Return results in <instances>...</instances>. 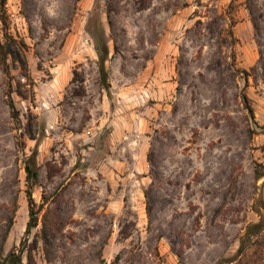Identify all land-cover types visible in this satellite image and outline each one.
Returning <instances> with one entry per match:
<instances>
[{"label": "rangeland", "instance_id": "1", "mask_svg": "<svg viewBox=\"0 0 264 264\" xmlns=\"http://www.w3.org/2000/svg\"><path fill=\"white\" fill-rule=\"evenodd\" d=\"M7 8L25 47L10 59L18 120L0 68V259L25 240V161L37 151L34 199L66 226L50 255L37 245L36 264H237L226 260L264 216V0Z\"/></svg>", "mask_w": 264, "mask_h": 264}, {"label": "trees", "instance_id": "2", "mask_svg": "<svg viewBox=\"0 0 264 264\" xmlns=\"http://www.w3.org/2000/svg\"><path fill=\"white\" fill-rule=\"evenodd\" d=\"M8 0H0V22L3 30V40L0 41V68L4 75L7 86V97L11 113L14 119H19V111L12 98L13 94L19 92L13 86L12 65L10 59L13 61H22L24 44L19 42L11 32L10 28V15L8 13ZM99 26L97 32L89 29L93 35L95 51L98 55V67L101 75V83L111 97V82L109 79V71L106 66L110 49L107 41L106 31L103 28L102 22L96 23ZM245 101L249 103V99L245 97ZM248 109L253 113V108L248 104ZM32 140L39 139L31 126L27 131ZM25 172L27 182V199L29 205V221L25 231V240L20 245L13 247L10 252L0 259V264H24L26 257V264H36L34 257V250L40 242L44 243L47 255L51 254L53 242L63 233L66 226L62 214L56 207H45V203L38 205L34 199V188L39 184L40 174L39 165L37 161V151H34L25 161ZM262 174L257 176L258 179ZM43 212L42 218H40ZM14 216L11 219V223ZM41 225L40 232L36 234L35 239L30 247H28V238L32 235L33 231ZM181 263H183V250L182 248L177 251ZM50 257V256H49ZM226 263L237 264H263L264 261V216L261 215V220L258 223L250 224L246 227L244 235L241 237L240 247L235 256L226 260Z\"/></svg>", "mask_w": 264, "mask_h": 264}]
</instances>
